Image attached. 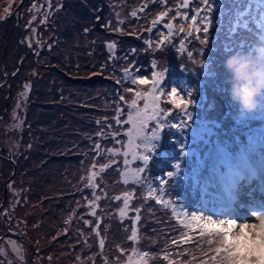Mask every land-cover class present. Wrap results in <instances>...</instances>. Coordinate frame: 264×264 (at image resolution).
Here are the masks:
<instances>
[{"label":"trees","instance_id":"1","mask_svg":"<svg viewBox=\"0 0 264 264\" xmlns=\"http://www.w3.org/2000/svg\"><path fill=\"white\" fill-rule=\"evenodd\" d=\"M19 1L0 0L3 18L0 19V203L4 182L12 175L13 165L15 170L7 191H11L10 195L16 191L15 197L8 195L9 200H5L1 209L0 264H27L30 254V247L8 230L32 244V264H127V253L134 249L146 254L140 255L136 264H212V252L197 230L185 228L170 208L165 209L145 196L144 188L120 181L115 184L118 173L109 167L96 178L95 194L100 197L95 201L100 224V236H96L93 232L96 218L89 215L91 209L87 204L94 198L92 190L84 186V178L93 163L99 173L102 163L95 159L93 144H101L110 135L106 122L110 119L109 112L125 105V98L131 94L127 89L132 87L123 78L124 68L133 76L146 78L153 64L167 73L170 66L168 75L196 73L197 79L187 78L188 84L197 86V92L189 100L188 115L181 111L182 107L179 111L173 106L172 109L178 112L185 130H193L195 125L209 126L212 132L202 135L210 141L211 136L213 141H223L227 138L223 135L231 139L238 136L234 131L231 134L232 124L245 128L250 122L256 123L249 113L241 121L228 119L219 101L228 97L240 105L233 90L241 81L225 62L233 54L241 63L256 57L253 46L264 35L259 22L253 23L254 16H247L248 31L239 26L241 35L234 36L229 33L231 26L223 21L207 33L211 37L202 35L207 42L199 49L193 47L197 45L193 35L188 37L178 32L181 26L185 30L191 26L189 13L188 19L182 22L173 15L179 0H27L20 6L18 25L13 10ZM234 3L225 8L223 16L235 8ZM6 7H9L8 13L4 11ZM162 12L167 13L165 19L175 27L176 39L181 37L184 47L171 49L169 44L156 47L158 44L153 38L159 25L156 23L155 27L152 22ZM222 28L224 31L219 33ZM111 43L116 47L110 51ZM225 44L228 50L223 49ZM245 52L250 57H245ZM203 64L204 74H201ZM169 78L166 77L167 86ZM135 87L142 93L149 89L147 84ZM22 93L27 95L24 104ZM120 96L124 97L123 101ZM186 100L187 96L183 102ZM261 105L264 108V96ZM257 111L253 113L258 115ZM171 122L169 118L166 126L172 128ZM17 123L22 125L20 131ZM119 126L113 121V128ZM166 131L167 138L158 144V149H167L172 139H178V132ZM98 132L107 135L98 137ZM119 149L122 152L123 146ZM9 153L12 161L7 159ZM157 154L158 151L148 162L144 172L146 180H157ZM108 155L107 159L100 156L104 164L120 156ZM185 179L189 181V173ZM172 180L177 179L172 177L166 181L168 200L187 204L191 199L189 185L182 181L174 185ZM118 190L132 191L131 209H140L135 241L128 239L131 217L135 215L128 213V218L119 219L114 212L119 203L110 194ZM11 197L13 201L9 203ZM149 202L154 205H147ZM85 220L89 221L87 226ZM100 239L104 240L103 248L99 246ZM8 253L13 256L9 258Z\"/></svg>","mask_w":264,"mask_h":264},{"label":"rangeland","instance_id":"2","mask_svg":"<svg viewBox=\"0 0 264 264\" xmlns=\"http://www.w3.org/2000/svg\"><path fill=\"white\" fill-rule=\"evenodd\" d=\"M189 1H191V0H189ZM231 1L233 2V0H231ZM26 2H24V3H26ZM253 2H254V4H253ZM24 3H22V4H24ZM182 3H183V0H179L177 8L174 10L176 12H180L178 14H175L174 17H177V19L181 22L185 21V19H183V17L186 16V13L181 12V11L189 9V7L188 8L181 7ZM224 5L225 4L220 3L219 0H216V2H215V0H210V8H211V10L215 11L216 15L213 16V15H210L208 13L209 18L212 21V23L209 25L208 33L210 30H213V26H219L221 23H223V21H225L226 25L228 24L229 26H231V29H229V33L234 34V36L236 34H237V36H240L241 34H239L240 31L238 30L237 27L241 26L243 29L248 31L247 27H243V24L247 23V19L250 17V15L254 16L253 23L258 24V22H259V24H260V18L257 17V11L264 6L260 5L259 0H252L251 6L248 5V0L245 1L244 3H239V0H237L234 3L235 8H233L232 11H230L228 16H226V17L223 16ZM218 6H220L222 9L219 10ZM190 8L191 9H189V10L191 11V14H192L191 17L193 15H196L197 13L202 15L205 12V5L202 3V0L197 1V4H194V6H190ZM36 9L39 10L38 8H36ZM247 16H248V18H247ZM238 17L239 18H246V19H240L238 21ZM157 24L159 25V27L156 29L157 31H155L154 38H153L154 42L156 44H158L156 47H158L161 44H163V45L169 44L171 49L178 48V47L182 48V46L183 47L185 46L184 41H183V43L180 42L181 37L176 39L177 34L175 33V27L174 26H173L172 34L169 35L168 29L165 27L166 24H171L169 19L166 20L165 16H164L162 18V20L160 22H158ZM189 24L191 25L190 28L185 30L184 33H185V35H187L186 33L188 32V30H189V32H192L194 39L197 41V45L194 44L193 47H197L200 49V46L202 44H204V43H201V41H204L202 39V35H205V34L203 33L202 28H201L200 32H196L194 30V28L200 27L202 25L201 24L193 25L192 20H190ZM156 26L157 25H155V27ZM260 29H261V27H260ZM223 31H224V28H222L219 33L223 32ZM178 32H181V31H178ZM165 37H167V40H165ZM183 37L184 36L182 34V39H183ZM206 37L209 38V37H211V35L207 34ZM162 41H163V43H162ZM223 49L228 50V48L226 47V44L223 46ZM20 62H21V60H19L18 63H20ZM179 67L181 68V65H179ZM204 67H205V64H203V66H200L201 74H204L203 73ZM168 68H170L168 70V73H169V71L171 70V67L168 66ZM17 70H18V68L15 71H17ZM153 72H163V80L161 81V84L157 86L160 89V91L156 93V95L158 97L157 103H158L160 109L162 110V115L160 116V119H161V121H164L165 124H167L168 119L170 118V120L173 121V122H171V123H173V125H180V126L179 127L172 126V128L169 126H165L162 128V130L160 132L159 139H158V141H156V147L153 150V154L151 155L150 159L155 157L157 151L159 152V154L161 156L168 152V157H170V162H169V164L165 165L163 167V169L159 172L160 174L157 177V180H154V179L153 180H151V179L146 180L144 178V173H142L141 175L143 177V180L140 183H134V177L131 173H133L136 168L143 167L144 165H143L142 161H139V160L133 161L131 155H129L128 159H129L130 163L128 166H125L123 164L124 157L122 155L125 148L123 147V151L121 152V155L115 159L116 163L112 164L109 168L113 169L114 173H118L115 176V184L118 181H120L121 183L127 184V185H129V183H130L133 187L137 186V188H144V195L145 196H148V192H149L150 188H154V189H157V192H158L159 196L162 198V200L169 201L168 197L166 195L167 194L166 193V181L172 177H176L177 180H172V184L175 185L177 183V181H179V183H181V180H179L177 177L178 173H180V169H176L177 164H179L180 162H178V159H171V157H176V158L179 157V159L183 158V156H181L180 152L178 151L177 146L179 148H183V151L185 153L188 152L190 154V156L193 155V157H190V160H188L187 164H188V172L191 169V166H194V168L192 167V171H191V174L193 172H194V174H193V176H191L192 184L190 185V187L192 190L195 189L196 192L198 191L197 179H196L195 183L193 181V179L196 177L198 178V181H202V175L205 174L206 175L205 180L207 181V184H217V177L219 176V174L215 170L210 171V169H212L211 163L213 165H216V162H217L216 159L218 158L217 152L221 151L220 150L221 147L216 146V144L215 145L212 144V141H210L207 136L205 138H203V135L205 133L209 132V134H210L212 132V130L209 126L201 125V126L197 127L195 125L194 126L195 130L194 129L193 130H188V129L185 130L184 125L180 121L181 117L179 116V114L177 112L180 110L181 107H182L181 111H183L184 113H185V111H187V113L189 112V109H188L190 106L189 100H190V98H192L194 96V90L192 89L193 87L189 88L190 86L188 84L187 78L191 77V78L197 79V74L188 71L185 73H181L180 76H182V77H180V76L174 75L177 73H171L168 75V73L166 72V69H160V68L152 67L151 74L148 78L144 77L143 75L142 76H138V75L134 76V77L145 79L148 81L147 88H149V89L147 90V92H144L145 95H147L149 92L152 91V82H153L152 81V74H153ZM166 77H168V78L170 77L169 78L170 79L169 86L165 85V81L168 80V79H166ZM8 85H11V82H8ZM129 85L132 87L131 88L132 89L131 94L129 95V97L125 98V100H124L125 105H123V106L119 105V108L122 111V116H121L122 121L127 119V113H128V111H130V109L128 108V104H130L133 99H136V97H135V93L137 92V89L135 87L136 85H133L130 82H129ZM172 89H176L179 93V95L177 97V103L181 104L180 108H177L175 106V104H173L171 102L172 97L170 95H168V93ZM161 92H163L164 94L161 95ZM185 96H187V100L185 102H183V100H185ZM22 97L25 98V100L22 99V103L24 104L27 100V95H24V93H22ZM195 97L197 98V96H195ZM196 101H197V99H195V102ZM144 103H145V101L143 99H140L137 101V105L140 108L144 107ZM149 103L151 104L150 99H149ZM172 106L175 109H177V111L172 109ZM116 108L117 107L113 108L112 111L109 112L108 117L110 119H107V121H106L107 122V130L110 131V135L105 137L104 140L101 142V145H102L101 154L99 156L95 155V159L97 158L98 161L101 162L102 164H104V162L101 161L102 159L100 158V156L104 157L105 159L110 157L108 155V152L106 151L107 149H111V148L119 149V148H121L122 145H126L128 142V138L124 135V133L127 132L131 126L127 125V124H123V123L118 127V132L116 134L117 140H113L111 138V132L116 130L115 127L114 128L112 127L114 118L111 119L112 116L116 115ZM240 115L242 116L243 113H240ZM249 115H250V113H249ZM252 116H255V115H252ZM196 120L197 119L195 118L194 122L197 124ZM168 125H169V123H168ZM220 128H222L221 125H220ZM166 130H168V131L172 130L173 132L174 131L178 132V134H177L178 139H176V140L172 139V144L167 149L161 148L158 150V144H161L164 141V139L167 138V135L169 132H167ZM261 133H264V132L261 131ZM226 137H228V136L226 135ZM200 140H201V144H203L204 142H205V144L201 145ZM117 141H119V142H117ZM178 141H179V143H178ZM251 142H252V140H251ZM136 143H139V141H136ZM199 147L201 149L203 148L204 152H201V151L198 152V150H200ZM176 151H178L179 153H175ZM195 156H197L198 161H201V159H203L204 157L206 158V163L209 161V164H204V162L201 163L202 166L206 165V169H204V170L201 168L197 169L196 165H192V163L195 160ZM111 161H112L111 159H108V163H110ZM88 171L89 170H87V172ZM125 172L128 173L127 176L122 175V173H125ZM188 172L186 174H188ZM169 173H174V175L171 177H169V176L167 177L166 175H168ZM100 174L101 173H99V175ZM87 175H85V176L87 177ZM125 179H127V181H128L127 183H124ZM161 188L163 189V191H160ZM10 192L11 191L8 189L7 196H6L7 200H9V196L15 197V195H16V191H12V195L9 194ZM125 192L130 193L132 196V191H130V190H124V191L118 190V191H114L110 194V197L113 199V201L115 203H119L118 208H116L114 210V212L116 213V215L119 219H122L118 214V210H119V208L123 207V194ZM214 194L215 193L205 195L203 198H201L202 200H200V202H203V204H204V202H207L212 207H210L208 205V206H203V209H198L197 205L195 207L192 206L193 201H191V204H189V206L185 205V204L184 205L174 204L175 202H171L175 206L176 213L178 215L173 214L172 207H169V208L171 209L172 214L177 218V220H180L183 222L190 220L192 214H196L197 216H205V217L209 216V217H212V219L216 220V216L214 213H216L218 211V207H216V202L213 198ZM96 196H98V195L96 194ZM116 196H121V200H119V201L115 200L114 197H116ZM13 197H11V200L9 201V203H11L13 201ZM257 198H259V197H257ZM132 201L133 200L130 201V210L128 213L136 215L135 212L131 211ZM147 205L153 206L154 204L152 202H149V203H147ZM200 205L202 207L201 203H200ZM184 214H187V216H185ZM260 215H263V213H260L259 216ZM233 216L237 217L235 212H233ZM217 219L223 220L224 224H227V222L229 220L226 217H224L223 214H218ZM233 221L235 222V226H236L234 228V231L239 233L241 231V229H239V225L241 224V222H236L235 220H233ZM256 222H259V221H258V219L255 218V220H250V222H246V223L255 224ZM201 223H203V221H201ZM256 224H258V223H256ZM191 228L197 230L201 234V230H200L199 225L193 223ZM200 239H203L202 242L206 243V244H204L206 246V248H209V251L213 252L212 258H211V261H212L211 263L215 264L216 261H219L220 257L223 255V252H221L219 254L216 252L217 248L222 249V247H223L220 244V237L215 236V235L209 236V235L205 234L203 236L201 235ZM209 241H211V243H209ZM234 242L240 243L242 241H234ZM252 243L259 244L260 243L259 238H257L255 241H252ZM8 254H9V258L13 256L10 253H8ZM127 254L129 255L127 264H129L130 260H131V264H136L137 262L140 261V255H138L136 250H135V253L133 250H131ZM28 257H29V255H28ZM28 257H27V259H28ZM10 260H12V259H10ZM14 260H16V259L14 258L13 261ZM31 264H32V261H31Z\"/></svg>","mask_w":264,"mask_h":264},{"label":"snow or ice","instance_id":"3","mask_svg":"<svg viewBox=\"0 0 264 264\" xmlns=\"http://www.w3.org/2000/svg\"><path fill=\"white\" fill-rule=\"evenodd\" d=\"M252 0H248V5L251 6ZM202 3L205 5V12L200 15L197 13L196 15H193L191 17V20L193 22V25L201 24L202 30L205 36H207L209 25L212 23L211 19L208 16V12L211 11L210 8V0H202ZM260 5L264 6V0H259ZM10 7V5H9ZM9 7H6L4 9L5 13H8ZM183 8L189 7V0H183V3L181 5ZM134 16L136 13H132ZM166 12L160 13V15L157 17L156 20L152 22L153 26H155L156 23L160 22L164 16H166ZM199 16V19H198ZM257 17L260 18V27L264 28V7L260 8L257 11ZM0 19H3L0 17ZM183 19H188V17H183ZM240 19H246V18H239ZM31 23V22H30ZM249 23H244L243 27H248ZM165 27L168 29L169 35L173 32V25L172 24H166ZM194 30L196 32L201 31V27H195ZM151 31V29H149ZM180 31L183 33L185 32V28L181 26ZM188 36L192 35V32L186 33ZM165 40H167V37H165ZM207 41H201V43H206ZM145 43L150 44V41H145ZM163 43V41H162ZM116 45L115 43H111L108 45L109 50L115 49ZM189 57L192 56V53H188ZM203 66V65H201ZM153 67L155 68L156 65L153 64ZM123 78L125 80H128L131 84H147L148 81L145 79L137 78L132 75L130 70L128 68L123 69ZM163 80V72H153L152 74V91L149 92L147 95H145L142 92L137 91L135 93L136 99H133L130 104H128V108L130 111L127 113V119L122 121V111L117 106L116 108V115L114 117V122L116 125L127 124L131 127L128 129L127 132L124 133V135L128 138V142L126 145H122L125 150L123 151L122 155L124 157L123 164L125 166H128L130 161L128 159V156L131 155L132 160L136 161H142L143 167H138L135 169L133 173H131L134 177V183H140L143 180L142 173L145 172L148 162L150 160L151 154L153 150L156 147V141H158L160 132L164 126H166L164 121H161L160 116L162 115V110L160 109L157 100L158 97L156 95L157 92L160 91V89L157 87L161 84V81ZM117 83H120V81H117ZM27 88V85L25 86ZM129 92L132 91L131 88L127 89ZM164 93L161 92V95ZM168 95L172 97L171 102L176 105L177 108L181 107L180 103H177V97L179 95L178 91L176 89H172ZM119 99L121 101L124 100L123 96H120ZM143 99L145 101L144 107L140 108L137 105V101ZM149 99L151 100V104L149 103ZM186 107V106H185ZM185 115H188L187 111H185ZM98 123H103L98 121ZM175 127H179L180 125H172ZM117 132L118 129L111 132V138L113 140H117ZM107 134L104 132H98V137H104ZM136 141H139V143H136ZM119 142V141H117ZM102 145L100 143H95L93 145V151L94 154L99 156L101 154ZM111 156H118L121 155L120 149L117 148H111L106 150ZM115 160H112L108 164H102L99 168V173L104 172L108 167H110L112 164H115ZM96 165L95 163L92 164L91 168L89 169L88 175L86 178H84V186L92 190L93 200L88 201V207L91 209L89 212V215L96 218L95 221V227L93 228V232L96 236H100L99 231V218L96 214V208L98 205L95 203V201H98L100 199L99 196H96V189L98 187L96 178L99 175L97 171H95ZM177 168H179V165H177ZM127 172L122 173L123 176H127ZM169 177L173 176L174 173H169ZM127 179L124 180V183H127ZM160 191H163L161 188ZM148 197L155 200L157 204L162 205L165 209L172 207V212L174 215H178L176 213L175 206L170 201L162 200V198L159 196L157 189L150 188L148 192ZM115 200L119 201L121 200V196L114 197ZM132 199V196L130 193L125 192L123 194V207L119 208L118 214L119 216L124 219L128 218V212L130 210V201ZM135 211L136 215L131 217V235L128 237L129 240L135 241L137 239V224L140 221V209L135 208L131 209ZM187 216V214H184ZM258 224H248V223H241L239 225V229L241 231L237 233L234 231L235 222L231 219L227 222V227H224V221L223 220H214L212 217H205V216H197L196 214H192L190 220L184 222L185 228H191L192 224L195 223L200 226L201 235H209V236H218L220 237V244L223 246L221 248H217L216 252L219 254L223 252V255L220 257V260L218 261V264H264V215H260L257 217ZM203 221V223H201ZM70 221H66L68 223ZM84 224L87 226L89 224L88 220L84 221ZM257 238H259L260 243H252V241H255ZM234 241H242L240 243H236ZM211 243V241H209ZM99 246L100 248H103L104 246V240H99ZM135 253V249L133 250ZM138 255H146V254H139ZM131 264V260L129 262Z\"/></svg>","mask_w":264,"mask_h":264},{"label":"clouds","instance_id":"4","mask_svg":"<svg viewBox=\"0 0 264 264\" xmlns=\"http://www.w3.org/2000/svg\"><path fill=\"white\" fill-rule=\"evenodd\" d=\"M256 57L239 62L236 55L229 56L226 67L235 73L238 85L234 86L233 95L238 99L240 113H252L261 108V97L264 96V41L253 46ZM250 57L249 52L243 53Z\"/></svg>","mask_w":264,"mask_h":264},{"label":"bare ground","instance_id":"5","mask_svg":"<svg viewBox=\"0 0 264 264\" xmlns=\"http://www.w3.org/2000/svg\"><path fill=\"white\" fill-rule=\"evenodd\" d=\"M257 197L255 200L247 202L246 206L255 209L257 214L263 213L264 215V188H262L259 193H257ZM234 212L237 217H243L240 209H234Z\"/></svg>","mask_w":264,"mask_h":264},{"label":"water","instance_id":"6","mask_svg":"<svg viewBox=\"0 0 264 264\" xmlns=\"http://www.w3.org/2000/svg\"><path fill=\"white\" fill-rule=\"evenodd\" d=\"M26 1H27V0H21V1L18 3V5L15 7L14 12L16 13V12L19 10L20 5H21L22 3H24V2H26ZM26 52H27V51H26ZM13 169H14V168H13ZM7 183H8V180H6V181L4 182V196H3L2 201H1V203H0V215H1L2 205L4 204V202H5V200H6V194H7ZM9 234L16 235V233H14V232H12V231H9ZM18 237H19L22 241H24V242L30 247V254H29V257H28V259H27V264H31V261H32V255H33V252H34V248H33V246L31 245V243H30L25 237L20 236V235H18Z\"/></svg>","mask_w":264,"mask_h":264}]
</instances>
